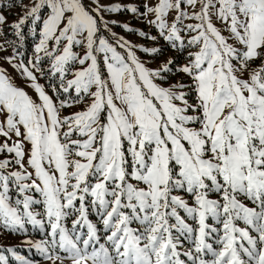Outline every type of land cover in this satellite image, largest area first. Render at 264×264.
I'll return each mask as SVG.
<instances>
[{"label": "snow or ice", "instance_id": "6c2138e0", "mask_svg": "<svg viewBox=\"0 0 264 264\" xmlns=\"http://www.w3.org/2000/svg\"><path fill=\"white\" fill-rule=\"evenodd\" d=\"M0 7V230L47 264H264V0Z\"/></svg>", "mask_w": 264, "mask_h": 264}, {"label": "rangeland", "instance_id": "374dc122", "mask_svg": "<svg viewBox=\"0 0 264 264\" xmlns=\"http://www.w3.org/2000/svg\"><path fill=\"white\" fill-rule=\"evenodd\" d=\"M9 0H0V4H5L8 3ZM22 3H30V0H21ZM105 2H119V3H135L137 5H139L140 3L144 2V0H105ZM0 11L4 12L6 15L11 12V13H15L16 15H9V20H15L17 18V15L23 11L22 8H17V7H13V8H3L0 7ZM115 19H118L120 21H124V22H128L130 23L131 26L136 27V28H143L144 30H148V26L143 24L140 20L138 19H133L132 18V14L127 12V11H122L120 14H113V17ZM114 31L120 33L121 35H126L127 38L129 40L132 41H137L139 40L142 43H146V41L141 38L138 37L135 34H129V33H125L123 32L119 27H116L113 29ZM4 32L7 34L10 32V29H8L7 27L4 28ZM152 34L155 35V31H152ZM162 43V42H161ZM30 45H31V39L29 38L27 46H28V50L30 51ZM77 51H79V49H77ZM169 51L167 49H165L164 55H169ZM138 55H140V53H138ZM146 58V57H145ZM154 66V62L153 65ZM11 71V69H10ZM16 82L18 84L22 83V78L17 77ZM43 83V81H41ZM30 93L31 90L29 89ZM71 110H75V109H67L65 110V114H67V111H71ZM211 222V221H209ZM241 226H243L241 224ZM29 234H30V238L35 240V239H40V234L39 232L33 231L31 229V227L29 226ZM24 237L22 235L19 234H9L7 232H4L2 230H0V245L2 246H15L16 250L23 256H25L26 258H31L34 259L36 261H38V264H47V261H44L43 259L40 258L39 254L36 253L35 249H29L28 247H22L21 246V242L23 241ZM11 258V255L8 254ZM11 260L14 262V258H11Z\"/></svg>", "mask_w": 264, "mask_h": 264}]
</instances>
